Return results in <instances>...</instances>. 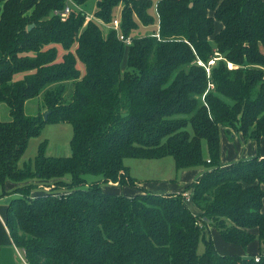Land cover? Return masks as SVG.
<instances>
[{
	"label": "trees",
	"instance_id": "1",
	"mask_svg": "<svg viewBox=\"0 0 264 264\" xmlns=\"http://www.w3.org/2000/svg\"><path fill=\"white\" fill-rule=\"evenodd\" d=\"M71 1L62 20L53 12L69 0H0V102L10 115L0 120V186L19 183L3 191L16 194L5 224L27 263L264 264V156L219 159L221 128L264 148V0H157L155 28L135 36L154 22L151 0H96L87 21V0ZM121 4L129 45L97 23ZM40 94L45 119L24 111ZM48 121L72 125L70 155L40 144L19 166ZM166 155L177 170H204L178 192L102 189L139 186L124 158ZM39 183L49 189L31 194ZM209 225L242 249L257 240L259 260L219 253Z\"/></svg>",
	"mask_w": 264,
	"mask_h": 264
},
{
	"label": "rangeland",
	"instance_id": "2",
	"mask_svg": "<svg viewBox=\"0 0 264 264\" xmlns=\"http://www.w3.org/2000/svg\"><path fill=\"white\" fill-rule=\"evenodd\" d=\"M156 1L157 0H151V6L148 9L150 15L154 19V22L146 27L139 25L136 31L135 30L132 31L131 33L132 35L135 36L138 34V32L139 33L150 32L152 29L155 28L156 18H157L156 7H155ZM95 4H96V0H87L86 3L81 6V8L86 13L92 15L95 9ZM69 5L73 6L72 4H69ZM120 6H122V4L117 5L113 10V15L116 17H120ZM97 23L99 24L103 32L107 31L108 27L105 25V23L100 22V20H97ZM220 27H221V24L218 21H215V31H217ZM77 64H78V67L83 70V63L81 61H78ZM228 66H231V64H228ZM42 105H43L42 95L40 94L39 96L30 98L25 102L24 111L28 115H33L38 110L45 109L44 107L42 108ZM9 118H10V115H9L8 106L4 102H0V120H8ZM72 134H73V128L70 123L49 122V121L45 122L41 128L40 133L36 136H32L29 138L24 152L21 154V156L18 159V165L22 166L24 163L31 162L35 154L37 153L40 144L43 145V152L46 155H50V156L70 155L71 153L70 139L72 137ZM202 153L204 156H207V148H206V143L204 140L202 141ZM123 163L127 166L130 176L133 177L138 182L143 183L144 185L149 184L150 181L170 180L171 177L173 180H176L175 178L178 179L180 175V170L178 171L175 169L174 159L170 155H166L160 158L126 157L123 159ZM87 177L93 178L96 176L88 175ZM66 178L68 179V176H66ZM103 185L107 187L110 186V184H107V183H103L102 186ZM134 187L135 186H130L128 190H124V191L132 192V188L134 189ZM38 188H41V189H38L39 191H42V189L44 190L49 189L48 186L44 188L39 186ZM4 190L7 191L6 188L4 189V187H1L0 194H4L3 192ZM106 191L115 192L112 190H106ZM152 191L153 190H150V192ZM133 194L134 193H132L131 195ZM190 207L192 210L196 209L193 205H191ZM204 230H205L204 235L206 237L211 236V238L214 239V243H216L215 248L219 253L229 254V253L239 252L235 248H232V247L229 248L227 251H220L218 242H225V241L222 240V238L218 237V234H216L217 233L216 229H215L216 237H215L214 231L208 229L207 227ZM252 244H250L249 249L253 251ZM231 245L233 247L241 248L240 246L235 245V244H231ZM204 247H205L204 240H203L202 235H200L198 242H197V247H196L197 252H202L204 250ZM261 250H263L262 252H264V247H261ZM253 253L257 254L258 251L253 252Z\"/></svg>",
	"mask_w": 264,
	"mask_h": 264
},
{
	"label": "crops",
	"instance_id": "3",
	"mask_svg": "<svg viewBox=\"0 0 264 264\" xmlns=\"http://www.w3.org/2000/svg\"><path fill=\"white\" fill-rule=\"evenodd\" d=\"M80 7V6H78ZM26 102V101H25ZM44 109L40 110L41 112ZM38 112V111H37ZM36 112V113H37ZM44 112V111H43ZM35 113V114H36ZM263 139L255 140V139H248L243 140L239 133L234 132L233 136L231 138L227 137V135L224 132V129H220V165L222 167L230 164L232 161L237 160L239 158L247 159L255 154H259L261 156H264V148L262 146ZM261 148V149H260ZM177 170V169H176ZM180 170L179 178H175L176 180H173L172 177L170 180H158V181H150L149 184L144 185L141 182H138V187L132 188V192L124 191L128 190L130 188V185H119L116 182H108L107 184H110L109 187L102 186L103 190H112L115 191V193H124L127 196H130L132 193H138L140 192V188L142 187L144 190H153L157 193H170V192H178L182 190L185 185L192 182L198 175L202 173L204 170V167L202 166H194V167H187L178 169ZM34 182H40L39 180H32ZM19 183L7 180L3 187L7 190L12 189L14 186H16ZM143 184V185H142ZM38 186H42V183H39ZM1 188V187H0ZM149 190V191H150ZM120 191V192H119ZM152 191V192H153ZM39 190H32L31 194L38 193ZM110 192V191H109ZM16 194H0V264H28L27 261L24 258L23 253L19 250V248L14 244L9 231L7 229V226L5 224V213H6V207L8 204V200ZM191 204V203H190ZM191 206V205H190ZM195 211V210H194ZM208 229L214 231L215 234V228L213 226H207ZM216 234H218V237L221 238L218 231L216 230ZM215 234V237H216ZM223 240V239H222ZM214 243V239H212ZM253 243V244H252ZM216 243H214L215 246ZM220 251H227L229 248H235L237 251L236 254H251L253 252L259 251L258 241L253 240L250 242L245 249H241L238 247H233L231 243L228 242H218ZM250 244L253 246V251L249 249Z\"/></svg>",
	"mask_w": 264,
	"mask_h": 264
},
{
	"label": "built area",
	"instance_id": "4",
	"mask_svg": "<svg viewBox=\"0 0 264 264\" xmlns=\"http://www.w3.org/2000/svg\"><path fill=\"white\" fill-rule=\"evenodd\" d=\"M69 2H70V3L66 4V5L64 6V8H63L61 11H56V10H55L53 13L59 15V16H60V19L64 20L65 17L67 16V14L69 13L70 9H71V6H70L69 4L74 5V4L72 3L71 0H69ZM74 6H76V5H74ZM91 18H93V16H92L91 14L86 13V15H85V21H87V20H89V19H91ZM119 21H120L119 17L114 16L113 19L111 20V22H108V23L103 22V23H105V25H106L108 28L113 29V30L115 31V34H116L117 38L120 39L121 41H123L125 45H129V44L131 43V38H130L129 36L124 35V34L120 31V28H119ZM100 22H102V21L100 20ZM212 62H213V60H210V61H209V64L212 63ZM206 70L208 71V68H206ZM185 197H186V199L189 201V198H190V197H189V194L186 193V192H185ZM19 250H20L21 253H23V255H24V251H23L22 249H20V248H19ZM259 258H260L259 255H257V254L254 255V260H255V261H258Z\"/></svg>",
	"mask_w": 264,
	"mask_h": 264
},
{
	"label": "water",
	"instance_id": "5",
	"mask_svg": "<svg viewBox=\"0 0 264 264\" xmlns=\"http://www.w3.org/2000/svg\"><path fill=\"white\" fill-rule=\"evenodd\" d=\"M190 5H191V3H190ZM31 26H32V24H30V25L28 26V28H30ZM48 113H49L48 110H47L46 112L43 113V118H44V119L47 117Z\"/></svg>",
	"mask_w": 264,
	"mask_h": 264
}]
</instances>
